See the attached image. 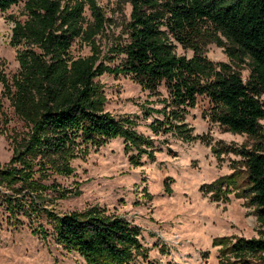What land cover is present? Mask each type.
<instances>
[{
	"label": "trees",
	"instance_id": "1",
	"mask_svg": "<svg viewBox=\"0 0 264 264\" xmlns=\"http://www.w3.org/2000/svg\"><path fill=\"white\" fill-rule=\"evenodd\" d=\"M126 2L130 12L121 39L103 60L96 42L111 20L95 0H0V13L23 3L25 15L24 20L6 18L12 23L9 45L17 69L10 76L0 71V134L11 121L2 99L22 130L8 132L12 155L0 165V209L13 225L25 219L31 235L51 236L87 264H131L145 256L140 229L125 219L98 206L68 213L53 208L68 195L56 177L70 175L71 161L89 147L120 138L135 152L131 161L154 159L153 140L135 130V121L102 109L95 79L125 75L155 98L141 107L144 119L154 116L148 126L154 135L208 143L187 121L201 98L207 104L203 119L251 142L240 148L214 146V155L238 159L231 175L202 189L216 201L234 192L253 209L259 225L257 238L214 240L221 247L219 264H264V0ZM74 44L89 47L90 54L75 56ZM210 44L223 47L228 62L211 61ZM178 48L191 56L179 55ZM114 57L119 62L110 65Z\"/></svg>",
	"mask_w": 264,
	"mask_h": 264
},
{
	"label": "rangeland",
	"instance_id": "2",
	"mask_svg": "<svg viewBox=\"0 0 264 264\" xmlns=\"http://www.w3.org/2000/svg\"><path fill=\"white\" fill-rule=\"evenodd\" d=\"M95 1L111 20L110 27L96 42L100 58L105 60L111 54V47L121 39L130 6L126 0ZM8 16L24 20L23 3L0 13V71L10 76L16 71L17 63L15 50L9 45L12 23L6 21ZM84 16L90 19L87 8ZM72 50L75 56L90 54L89 47L79 44H74ZM177 53L191 56V52L180 48ZM206 56L213 62H228L224 48L214 44L208 45ZM118 62L114 57L110 65ZM247 73L242 71L243 77ZM95 82L103 111L135 121V130L153 140L157 151L153 160L142 156L136 163L131 161L135 152L126 150L120 138L89 147L87 154L71 161L70 175L56 177L60 189L68 190L67 197L53 206L56 212L98 206L107 214L136 225L145 256L131 264H219L221 247L214 245V240L258 237L259 225L244 199L231 192L226 201H216L202 189L231 175L232 162L238 159L233 154L214 155V146H249L251 142L246 136L223 132L203 119L207 104L201 98L189 110L187 121L193 134L205 136L208 143H184L169 133L154 135L148 127L154 116L144 119L141 114V107L145 102L154 101V97H149L129 76L104 74ZM1 102L11 121L7 132L0 134V165L7 163L12 155L8 132L22 130L8 102L5 99ZM260 124L264 134V120ZM18 220L23 225H13L0 209V264H87L78 254L62 250L51 236L42 240L31 235L27 221L20 217ZM45 228L50 230L48 225Z\"/></svg>",
	"mask_w": 264,
	"mask_h": 264
}]
</instances>
